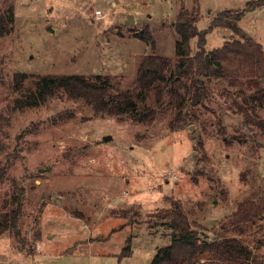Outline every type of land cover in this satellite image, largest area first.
Here are the masks:
<instances>
[{"label":"rangeland","instance_id":"374dc122","mask_svg":"<svg viewBox=\"0 0 264 264\" xmlns=\"http://www.w3.org/2000/svg\"><path fill=\"white\" fill-rule=\"evenodd\" d=\"M257 1L0 0L4 10L15 7L14 29L0 38V118H8L0 131V217L17 208L15 197L22 203L17 226L0 236V264H151L172 238L157 222L160 212L180 205L199 241L211 242L240 203L264 196V105L244 102L242 89L257 90L245 72L236 84L208 80L211 96L198 106L188 101L190 124L180 128L170 109L139 122L67 97L26 104L48 75L109 78L114 98L135 87L145 56L176 64L184 8L200 31L220 13L245 12L232 28L208 34V52L235 40L264 49V1L248 11ZM228 236L256 253L264 221ZM129 244L132 254L120 258Z\"/></svg>","mask_w":264,"mask_h":264},{"label":"trees","instance_id":"16d2710c","mask_svg":"<svg viewBox=\"0 0 264 264\" xmlns=\"http://www.w3.org/2000/svg\"><path fill=\"white\" fill-rule=\"evenodd\" d=\"M264 1V0H263ZM263 1L249 3L248 11L255 10ZM244 11L231 14L220 13L211 26L203 31L198 28L199 19L184 8L176 22L180 39L176 43V54L179 61L173 64L169 57L151 54L145 56L136 74L133 89L119 92L112 97L110 80L90 82L80 75H48L36 81V89L28 101V106L45 104L53 98H64L83 101L92 107L97 114L132 115L136 121L151 122L157 118L159 109L174 110L176 128L189 125L187 104L202 105L211 96L207 84L213 78L228 79L236 84L241 72L249 78L250 88H256L251 96L242 89L245 103L264 105V88L260 78L264 77V49L260 44L235 40L227 42L221 48L211 52L206 50L207 36L215 27L232 28L233 21H240ZM15 7L6 10L0 8V38L14 29ZM238 31V30H237ZM148 34V32H147ZM149 42L147 35H138ZM197 40V49L193 50L192 41ZM14 79V87H21V73ZM101 80V77H98ZM184 92V93H183ZM170 93L169 96H166ZM17 108L25 107V99L17 100ZM157 107V108H156ZM6 117L0 118V131L7 123ZM2 144L0 143V149ZM18 206L0 217V236L10 228L16 227L22 211L20 199L15 197ZM264 221V196L247 199L240 203L237 211L231 215L229 224H224V233L211 241L200 242L198 233L192 228L188 216L180 205L164 210L157 215V222L169 226L172 231L170 243L160 247L151 264H264V240L258 241L254 252L239 238L229 237L230 230L243 234L247 228ZM229 226V228H227ZM132 254L130 244L123 249L120 258ZM202 260H205L202 263Z\"/></svg>","mask_w":264,"mask_h":264},{"label":"water","instance_id":"95a60500","mask_svg":"<svg viewBox=\"0 0 264 264\" xmlns=\"http://www.w3.org/2000/svg\"><path fill=\"white\" fill-rule=\"evenodd\" d=\"M132 20H133V17L130 16V17H129V21L132 22ZM49 30L52 31V32L54 31L51 27H49ZM107 140H108V137L105 138V141H107ZM42 171H45V170H42Z\"/></svg>","mask_w":264,"mask_h":264},{"label":"built area","instance_id":"2783aa9c","mask_svg":"<svg viewBox=\"0 0 264 264\" xmlns=\"http://www.w3.org/2000/svg\"><path fill=\"white\" fill-rule=\"evenodd\" d=\"M99 15H101V12H98Z\"/></svg>","mask_w":264,"mask_h":264}]
</instances>
